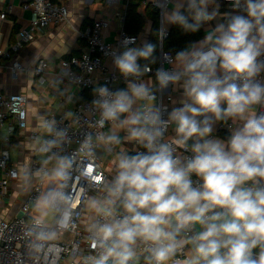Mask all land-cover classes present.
Wrapping results in <instances>:
<instances>
[{"label":"clouds","instance_id":"9594fccd","mask_svg":"<svg viewBox=\"0 0 264 264\" xmlns=\"http://www.w3.org/2000/svg\"><path fill=\"white\" fill-rule=\"evenodd\" d=\"M170 2L173 8L169 13L165 4L162 19L185 31L197 32L220 15L217 0ZM231 3L237 14H224V22L201 41L168 57L171 70L157 69L160 88L183 81L187 98L167 119L150 81L129 80L126 89L115 92L95 89L96 126L110 123L112 129L88 134L80 150L93 158L103 145L114 153L109 171L115 172L103 180L88 169L96 195L82 193L72 203L64 192L71 159L52 153L45 161L55 160L45 173L52 186L38 206L83 203L90 213L92 254L82 264H264V112L256 110L264 107V0ZM131 43L134 38H126L124 51L114 55L115 68L126 79L151 71L139 60L155 63V44ZM229 120L241 123L231 127L227 139L214 137V126ZM170 126L175 137L165 139ZM46 127L53 132L52 125ZM124 142L145 151H114ZM58 143L46 141L41 150L50 152Z\"/></svg>","mask_w":264,"mask_h":264},{"label":"built area","instance_id":"2783aa9c","mask_svg":"<svg viewBox=\"0 0 264 264\" xmlns=\"http://www.w3.org/2000/svg\"><path fill=\"white\" fill-rule=\"evenodd\" d=\"M221 1L227 9L237 14L231 0ZM102 2L108 6H119L123 10L121 14H118L120 28L116 31L114 38L107 40L104 36L111 27V18L95 19L80 32L85 42L84 49L78 55L59 59L57 64L58 74L64 76L76 88L92 90L93 95L91 99L76 101L71 113L49 112L42 118L37 129L28 136L30 140L37 143L31 149V156L26 167H23L21 162L12 160L7 145L16 129L27 127L28 98L23 93L0 94V130L6 127V134L2 138L0 147V200L9 197L13 184L23 188L24 171L30 177L24 196L18 203L16 214L8 217L6 212L9 204L5 203L6 206L0 204V264H82L83 257L92 254L88 247L89 233L86 230L90 213L87 212L83 203L74 208L68 204H58L52 209L54 218L50 225L44 223L41 211H35L34 207L52 186L45 175L55 164V160L45 163L52 153L69 157L72 161L70 176L64 188V192L72 198V203H75L82 193L97 194L96 184L88 175L89 168L92 175L100 176L103 180L110 179L115 174L104 165L103 156L99 153L102 149L105 158L112 155L105 151L103 145L96 147L93 158H89L80 150L88 134H93L94 137L101 132H107L111 125L106 124L103 129L96 126L100 114L92 104L96 98L95 89L107 86L110 91L115 92L126 89L129 80L136 83L152 81L157 104L167 109L163 112V118L167 119L170 113L169 94L166 88H160L156 80L157 69L171 70L173 68L168 57L174 59V56L162 49V41L168 35V29L163 24L161 10L165 4L168 7L170 0H143V4L152 5L158 12V62L155 66H150L151 71L145 75L127 79L115 68L114 55L124 51L122 42L126 38H134V43L129 44V47L138 43V34L132 35L123 29L129 0H102ZM21 7L30 10L33 14L28 27L18 30L8 47H0V66L2 60L9 62L8 67L12 73H17L21 69V64L15 55L34 39L37 32L54 24H65L69 17L68 8L61 0H24ZM9 8L10 6L6 9ZM5 14L6 10L0 11V20L5 18ZM161 28L164 31L163 36H160ZM47 67V61L37 59L33 67L34 75L43 80ZM256 110L264 112V107L257 106ZM49 124L53 127L52 133H49L46 127ZM231 127H233L232 120H229L227 124L218 123L220 131L230 132ZM58 131L65 132L66 136L57 137L55 133ZM172 137L175 136L169 135L168 129L165 139ZM54 138L59 141L58 145L50 152H43L41 149L46 146L45 142ZM137 151H145V149L130 143V149L127 152L135 154ZM182 155H190V153L183 152ZM39 156L44 157L45 160ZM65 213L69 217L67 222L64 220Z\"/></svg>","mask_w":264,"mask_h":264},{"label":"crops","instance_id":"0c3cea01","mask_svg":"<svg viewBox=\"0 0 264 264\" xmlns=\"http://www.w3.org/2000/svg\"><path fill=\"white\" fill-rule=\"evenodd\" d=\"M23 1L24 0H0V11L6 10L5 18L0 20V47L2 48L8 47L9 44L13 42L14 37L16 36L15 33L18 30L28 27L33 14L30 10L22 9L21 3ZM61 1L68 8V21L65 24L51 25L36 33L34 39L26 44L25 47L15 55V58L21 64V69L17 73H12L8 67L9 62L5 60L1 61L0 94L23 93L28 98L27 127L25 129H16L7 145L9 152L13 151V154L16 156V160L14 161L21 162L23 167H26L31 156V149L37 143V141L30 140L28 136L37 129L42 118L49 112L54 114H57L58 112H65L67 114L71 113L75 102L79 99L86 98L88 95L87 92L76 88L68 82L64 76L58 74V60L69 55H78L84 49L85 42L80 35V32L93 20L99 18H111V27L104 33L107 40H112L116 31L120 28L118 14H121L123 10L119 6L105 5L102 0ZM217 3L219 4L220 15L217 16L216 19L202 24L203 36L194 43L201 41L206 33L215 28L218 23L224 22V14H235V12L227 9L221 0H217ZM144 5L145 4H141L138 7L139 13H142ZM8 6H10V8L7 10L6 8ZM172 8L173 3L170 2L167 7L169 13ZM163 24L168 30L172 25L164 20ZM149 31L150 24L148 21H145L142 30L138 33V43L133 47L143 46L147 42ZM39 58L44 59L48 63L47 71L43 76V80L36 77L33 72L35 61ZM261 79L264 81V73L261 74ZM150 82L151 87H153L152 81ZM182 85L183 81L175 85L169 84L166 87V91L170 97V112L173 108L181 107L183 101L187 99L184 95ZM239 123L241 122H233V126ZM111 129L112 125L108 127V131ZM5 134L6 127H3L0 130V147L2 138ZM119 135L123 138L126 133L121 130L119 131ZM169 135L175 136L174 126H170ZM212 135L221 139H227L230 132L220 131L217 123L214 126ZM121 148L128 151L130 149V143L124 142L120 146H115V151H120ZM99 153L103 156L104 165L108 169H112L113 166L111 167L107 165V161L111 156L105 158L102 149ZM40 158L45 160L42 156ZM22 179L25 183V187L20 188L13 184L11 186V194L9 195L10 198L7 199L6 197L0 200L1 206H6L5 203L10 206V204H12L13 195L18 197L21 193L24 194L28 181H30V177H28L26 171H24ZM17 197H14L15 199L13 202H16ZM13 206H17V211L12 212L8 210L6 212L8 217L18 212V204Z\"/></svg>","mask_w":264,"mask_h":264},{"label":"trees","instance_id":"16d2710c","mask_svg":"<svg viewBox=\"0 0 264 264\" xmlns=\"http://www.w3.org/2000/svg\"><path fill=\"white\" fill-rule=\"evenodd\" d=\"M141 4H143V0H129L125 11L123 29L129 34L136 35L142 30L145 21L149 22L150 31L147 42L145 44L152 43L156 45L155 51L153 53L155 63H150L149 61H145L142 59L139 60L138 63L142 67L145 64H149V66H155L158 62V12L152 5L146 4L143 7L142 13H139L138 7ZM202 36V27L197 32H190L185 31L179 25L172 24L168 30V35L162 41V49L165 52L171 53L175 57L176 53L186 49L190 44L201 39ZM83 91L87 92L88 95L86 96V98L79 99V101L84 99H91L93 95L92 90L85 89Z\"/></svg>","mask_w":264,"mask_h":264},{"label":"rangeland","instance_id":"374dc122","mask_svg":"<svg viewBox=\"0 0 264 264\" xmlns=\"http://www.w3.org/2000/svg\"><path fill=\"white\" fill-rule=\"evenodd\" d=\"M10 153H11V156H12V160L13 161L16 160V156L13 154V151L12 152L10 151ZM113 157H114V155L112 154L111 157H109V160L107 161L108 162L107 165H109L111 167L113 166L112 163H111V161L113 160ZM24 177L26 178L25 175H24ZM23 187H25V183L23 184ZM23 195H24L23 193H21L18 197L16 195H13V197H12L13 198L12 204L13 205L18 204L22 200ZM14 197L15 198L17 197L16 202H13L14 199H15ZM9 198H10V196L7 197V199H9ZM3 202H6V201H3ZM12 204H10V206H7L8 207V210H10L12 212H16L17 211V206H13ZM38 204L34 207V210L35 211H41L42 218L44 220V223L47 224V225H50L52 223V221H53V218H54V211L52 209L45 208L42 205L41 206H38Z\"/></svg>","mask_w":264,"mask_h":264}]
</instances>
